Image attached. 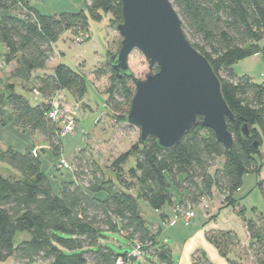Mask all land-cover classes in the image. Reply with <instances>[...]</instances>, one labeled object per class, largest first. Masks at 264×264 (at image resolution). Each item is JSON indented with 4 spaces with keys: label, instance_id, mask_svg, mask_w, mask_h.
Instances as JSON below:
<instances>
[{
    "label": "trees",
    "instance_id": "16d2710c",
    "mask_svg": "<svg viewBox=\"0 0 264 264\" xmlns=\"http://www.w3.org/2000/svg\"><path fill=\"white\" fill-rule=\"evenodd\" d=\"M171 2L191 45L207 58L220 79L223 97L234 115L233 121L227 120L231 146L225 148L211 129L200 125L198 116L197 123L169 148L148 136L145 143L138 138L105 168L93 158H74L72 178L63 179L56 192L41 169L38 150L18 151L0 145V162L18 174L0 173V262L12 257L15 264H133L139 256L131 252L139 245L141 257L149 255L154 264H172L168 247L157 240V232L141 213L138 200L159 210L173 203V188L183 192L186 205L210 197L215 189L228 204H234L231 196L241 186L243 176L259 172L264 143V82L237 75L233 65L256 54L264 56V0ZM85 7L49 15L26 0H0V8L8 11L0 16V47L4 64H13L9 77L29 82L33 70L46 67L52 45L63 32L85 34L89 20L99 21L104 14L110 15L112 26L121 18L119 0H88ZM112 53L108 51L104 67L94 73L104 75L108 71L106 103L114 110L117 100L122 101L126 110L120 118L126 121L134 83L132 76H118L110 66ZM35 79L41 102L31 106L9 82L0 89V107L7 105L19 127L38 132L58 156L60 128L47 116L48 102L62 89L74 98L83 97L86 79L63 63H58L52 74ZM0 124H4L2 118ZM243 125L248 137L241 131ZM257 187L264 200V180H259ZM100 191L105 192L104 198L92 195ZM245 225L254 263L264 264V221L258 216L245 220ZM18 232H26L28 237L15 244ZM106 232L121 234L131 252L117 253L102 244ZM207 236L225 254L224 239L230 233ZM192 264L211 263L199 252Z\"/></svg>",
    "mask_w": 264,
    "mask_h": 264
},
{
    "label": "water",
    "instance_id": "95a60500",
    "mask_svg": "<svg viewBox=\"0 0 264 264\" xmlns=\"http://www.w3.org/2000/svg\"><path fill=\"white\" fill-rule=\"evenodd\" d=\"M119 1L121 18L113 27L120 41L108 63L118 76L133 79L126 122L139 129L141 142L153 136L161 147L169 148L200 116V125L211 129L228 149L232 135L227 120L233 121L234 115L223 97L219 77L184 34L171 0ZM135 49L148 63L143 79L136 78L128 66V56ZM241 131L249 136L245 125Z\"/></svg>",
    "mask_w": 264,
    "mask_h": 264
},
{
    "label": "rangeland",
    "instance_id": "374dc122",
    "mask_svg": "<svg viewBox=\"0 0 264 264\" xmlns=\"http://www.w3.org/2000/svg\"><path fill=\"white\" fill-rule=\"evenodd\" d=\"M31 6L39 10L41 13L53 15L62 11L75 12L80 9H86L84 0H26ZM8 11L0 8V16L7 14ZM110 15L104 14L101 20H89L87 36L84 34H75L70 31L63 32L58 39L53 43V55L49 60L47 67L44 69L38 68L33 70L30 89L17 84L18 80H13L9 77L10 64H4L2 61V48L0 47V89L9 82H13L14 92L22 94L27 98L31 106L36 105L40 101V97L33 94V81L37 72L44 71L46 74L52 73L53 66L58 63H63L73 70L84 75L86 79V92L82 98H75L64 89V92L70 95L71 103L64 99L66 106L73 108L75 121L77 124L71 133L61 135V152L57 158L55 168L51 162L53 156L49 154H40L42 165L46 168L51 184L56 192L60 180H69L72 174L67 165L59 167V161L64 160L72 166L76 157L93 158L101 167L106 165L115 158L119 153L125 151L132 143L139 138V129L133 125L123 121V113L126 106L122 101H118L117 109L113 110V106L106 103L108 86V71L104 75H96L95 69L104 67L107 60L108 51L115 52L118 48L120 35L109 21ZM80 38L77 41V38ZM128 66L136 78L143 79L148 72V63L143 54L135 49L128 56ZM44 74V73H43ZM59 101L62 103L61 99ZM82 103V104H81ZM90 106V109L87 106ZM64 106V104H63ZM65 107V106H64ZM79 109V110H78ZM72 110V111H73ZM11 128H5L0 124V140H11L13 144H17L20 140L16 138ZM27 137V136H25ZM28 140L33 142L31 136ZM75 154V156H74ZM221 160H218L220 163ZM56 162V161H55ZM63 164V162H62ZM132 164L131 162L128 164ZM0 173L8 174L7 169H12L5 163L0 162ZM126 165V167L128 166ZM61 173L56 174L54 169ZM59 169V170H58ZM51 171V172H50ZM55 176H53V175ZM110 175V174H109ZM61 178V179H60ZM174 192H178L177 188H173ZM99 198H104L105 192H94ZM139 208L146 220L152 225L157 224L159 215L153 208L149 206L147 201L138 200ZM190 229V226H186ZM186 229V230H187ZM164 230V229H163ZM184 228L178 232V235H183ZM26 232H18L14 237L16 244L23 238H27ZM101 243L109 247L117 253L131 252V246L128 245L126 239L118 232H106ZM170 243V242H169ZM254 264L253 258L250 259ZM152 258L137 257L133 264H154Z\"/></svg>",
    "mask_w": 264,
    "mask_h": 264
},
{
    "label": "crops",
    "instance_id": "0c3cea01",
    "mask_svg": "<svg viewBox=\"0 0 264 264\" xmlns=\"http://www.w3.org/2000/svg\"><path fill=\"white\" fill-rule=\"evenodd\" d=\"M84 1L85 5L88 4V0ZM56 65L57 64L52 67L53 70ZM10 66L11 70L13 64H10ZM233 68L237 75L246 74L255 82H264V56L261 53L238 61L233 65ZM43 73L46 74L44 71L37 72L35 77L42 76ZM30 82L31 80L27 83L17 81V84L25 87L26 89H30ZM36 86V79L34 78L32 91L37 88ZM33 94L40 97L39 102L42 101L39 94H36L35 92H33ZM55 94L58 99H61L66 108L73 110V108L66 106L64 102V99H66L71 103L69 98L71 96L65 93L64 89L58 90ZM75 100L77 101L78 99L75 98ZM87 108L90 109V106H87ZM0 118L4 120L3 126L5 128L9 126L14 135H17L16 138L20 140L17 144L9 142L11 140H0L1 146L10 145L18 151H24L25 149L32 148V151L38 150L39 156L40 154L47 153L49 156H53L51 158L53 159L51 162L55 168V164L58 163L57 158L43 142L42 137L38 132L22 130L17 124V119L14 113H12L7 105L0 107ZM29 135L31 136L33 142L28 140ZM261 151V166L259 168V172H249L243 176L241 186L231 196L234 200V204H228V202L225 201V196L213 189L210 197L203 198L196 204L186 205L185 202L187 201L184 199L185 197L183 192L173 191V203L169 205L166 204L161 209L155 210V212L159 215V222L152 225L157 232V240L165 243L168 247L172 264H192L193 256L199 252H202L211 264L253 263L250 260L252 259L251 249L248 247L250 235L245 225V220L250 218L255 219L256 217L261 216L264 221V200L257 187L258 181L264 180V143ZM59 162H63L61 167L67 165L72 173V166H70L67 161L62 159ZM5 169L8 171V174L3 175H18L13 169ZM41 169L50 178L46 168L42 165V161ZM54 171L58 174L60 170L57 171L56 167ZM59 174V177H61V173ZM61 181L62 180H60V182ZM180 205H182V207L184 206V208H193L194 216L190 220L177 216L176 209ZM239 208L242 209V213L238 212ZM186 226H190V229H187ZM182 227L184 228L183 235H178L177 233L182 231ZM216 232L230 233V236L226 237V240L224 239V242L226 241V244H223L225 254H223L207 236L210 233ZM0 264L15 263L14 259L10 257L1 261Z\"/></svg>",
    "mask_w": 264,
    "mask_h": 264
},
{
    "label": "built area",
    "instance_id": "2783aa9c",
    "mask_svg": "<svg viewBox=\"0 0 264 264\" xmlns=\"http://www.w3.org/2000/svg\"><path fill=\"white\" fill-rule=\"evenodd\" d=\"M84 36L86 37L87 34H84ZM79 39L80 38L78 37L77 41ZM34 92L38 94L36 90H34ZM48 103L50 104V108L47 112V116L59 126L60 135L71 133L76 125V121L74 119L75 118L74 112L64 107L63 104H61L59 99L56 97V94H54L50 98ZM61 166H62V162H59V167ZM176 214L177 216H181L186 220H190L194 216V210L193 208L177 207ZM131 254L133 256H141L139 245H136L133 248ZM120 261L121 260L119 259L118 262Z\"/></svg>",
    "mask_w": 264,
    "mask_h": 264
}]
</instances>
